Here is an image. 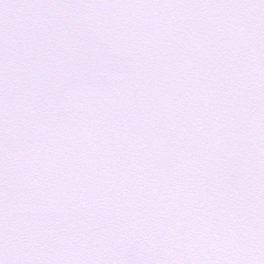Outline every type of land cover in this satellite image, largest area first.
<instances>
[{"label":"snow or ice","instance_id":"obj_1","mask_svg":"<svg viewBox=\"0 0 264 264\" xmlns=\"http://www.w3.org/2000/svg\"><path fill=\"white\" fill-rule=\"evenodd\" d=\"M0 264H264V0H0Z\"/></svg>","mask_w":264,"mask_h":264}]
</instances>
